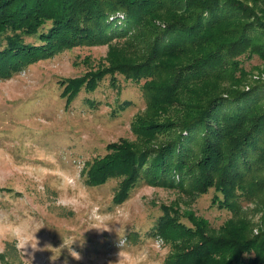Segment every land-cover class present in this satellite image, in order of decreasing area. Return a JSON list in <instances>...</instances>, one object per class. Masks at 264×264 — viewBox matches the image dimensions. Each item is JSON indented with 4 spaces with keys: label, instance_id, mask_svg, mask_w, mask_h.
<instances>
[{
    "label": "trees",
    "instance_id": "16d2710c",
    "mask_svg": "<svg viewBox=\"0 0 264 264\" xmlns=\"http://www.w3.org/2000/svg\"><path fill=\"white\" fill-rule=\"evenodd\" d=\"M157 17L165 26L154 25ZM121 39L138 51L136 58H126V46L113 50L109 66L87 82L76 80L69 97L74 99L82 84L96 90L115 72L147 79L143 91L150 111L136 124L147 143L120 146L121 152L94 169L109 171L91 180L125 174L117 195L128 194L141 180L170 187L194 182L216 187L224 206L248 200L264 204V80L243 88L246 77L236 59L248 52L264 63V19L253 6L240 0H0L2 77L21 63L69 47ZM195 92L205 95L203 103L200 97L194 102ZM173 100L180 116L161 117ZM152 111L158 115L153 119ZM174 218H162L156 234L166 237L172 226L174 234L186 236ZM206 227L202 223L193 230V239L200 230L202 238L176 256V264H208L219 249L231 254L213 264H264V234L214 237L204 234ZM251 251L254 255L245 259Z\"/></svg>",
    "mask_w": 264,
    "mask_h": 264
},
{
    "label": "rangeland",
    "instance_id": "374dc122",
    "mask_svg": "<svg viewBox=\"0 0 264 264\" xmlns=\"http://www.w3.org/2000/svg\"><path fill=\"white\" fill-rule=\"evenodd\" d=\"M240 1L253 6L264 19L263 0ZM154 23L158 28L165 26L159 17ZM124 46L129 52L126 58L135 59L138 51L121 39L69 47L21 63L10 75L0 76V264H65V260L67 264H119L115 262L120 251L118 235L125 241L131 264H176V256L202 238L201 230L196 240L191 235L199 224L205 223L204 234L214 237L246 239L264 234V204L248 200L224 206L214 186L190 182L170 187L141 180L128 194L117 195L122 193L125 174L110 175L101 183L91 180L109 171L95 173L94 169L121 152L120 146L146 147L147 143L136 128L137 118L150 111L143 91L147 79L137 81L115 72L104 76L96 90L82 84L79 94L69 97L71 88L78 87L76 80L87 82L104 65L109 66L113 50ZM250 55L246 52L236 58L246 89L264 80L263 60ZM199 97L203 103L205 95L197 96V92L194 102ZM178 105L173 100L159 115L175 119L180 116L175 112ZM157 116L155 111L149 115ZM94 211L113 231L89 229ZM168 216L181 221L178 225L184 226L186 236L174 234L177 228L172 226L165 230L166 237L156 234L159 222ZM17 227L26 233L39 228L35 235L41 246L60 248L64 241L76 239L71 247L82 259L75 260L65 247L54 262L50 251H38L32 261H26L10 235ZM230 254L219 249L208 264L224 262ZM253 255V251L245 253V259Z\"/></svg>",
    "mask_w": 264,
    "mask_h": 264
},
{
    "label": "clouds",
    "instance_id": "9594fccd",
    "mask_svg": "<svg viewBox=\"0 0 264 264\" xmlns=\"http://www.w3.org/2000/svg\"><path fill=\"white\" fill-rule=\"evenodd\" d=\"M92 218L94 220V223L93 226L90 227L89 229H96L98 232L113 231V228L107 226L104 222V219L100 215H98L97 212L94 211L92 213ZM38 229L35 232L26 233L24 230L17 227L10 232L12 241L14 242L17 251L22 254L23 258L26 261H32L35 258L34 254L38 251H50L53 254L49 257V259L54 262L61 255V249L65 247H67L69 255H71L75 260L82 259L81 254L71 247L74 240L76 239H72L70 243H66L64 241V243L60 246V248H54L51 244H44L43 246H41L39 239L35 235ZM118 237H119V241L117 246L120 249V251L117 254L118 260L115 262H119V264H131V258L124 251L125 241L119 235ZM81 246H83V241H81ZM29 247L31 248V252H28ZM26 253L28 256L27 259L25 258ZM65 264H67V260H65Z\"/></svg>",
    "mask_w": 264,
    "mask_h": 264
}]
</instances>
